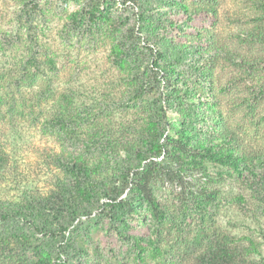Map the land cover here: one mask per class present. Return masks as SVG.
Segmentation results:
<instances>
[{
  "label": "rangeland",
  "instance_id": "rangeland-1",
  "mask_svg": "<svg viewBox=\"0 0 264 264\" xmlns=\"http://www.w3.org/2000/svg\"><path fill=\"white\" fill-rule=\"evenodd\" d=\"M200 1L141 0L140 18L123 0H0V100L9 76L41 73L30 113L0 106V264H264V0H211L216 18L193 14ZM186 134L196 150L231 138L248 160L158 178L152 213L129 169ZM53 190L55 219L11 213ZM118 194L138 212L110 207Z\"/></svg>",
  "mask_w": 264,
  "mask_h": 264
},
{
  "label": "trees",
  "instance_id": "trees-1",
  "mask_svg": "<svg viewBox=\"0 0 264 264\" xmlns=\"http://www.w3.org/2000/svg\"><path fill=\"white\" fill-rule=\"evenodd\" d=\"M124 1H129V3H132L135 8H138L137 11H139V9H142V5L140 2L141 0H123V2ZM212 2L213 4H211ZM212 2L211 0L200 1V3L196 2L195 7L199 10H195L193 14L199 15L201 17H206L208 14H210V16L216 18L217 2ZM145 14L146 11L143 10L142 13H138L137 15L140 18H143L145 17ZM183 15L186 16V20H184L185 22H187L190 15H188L186 11H183ZM185 39H189L188 35H185ZM154 47L155 45H152V47L149 48L150 52H153L154 50V53H156V49ZM156 55H158V57L151 55V64L153 66H157V59L159 58V54L156 53ZM48 63L50 65V69L53 70V74L55 76H59L61 68L53 60H48ZM6 81L8 83V92H6L5 95H3V98L0 100V106H7V108L10 109V114L8 113L10 117H15L18 113H21L22 115L28 112L30 113L32 111V107H29V104L27 105L28 99H26V96L28 95L29 91H33L34 88L40 87L39 83L41 81V73L39 66L34 65L33 69L24 67L19 74H17L16 76L15 74L9 76L8 78H6ZM27 89L29 90L28 93ZM15 93L19 94V96L17 97H21V100L15 99ZM62 97L65 96L62 94L60 98ZM43 100H45V98H43ZM65 102H68V100H65L64 98H62V100L57 99L50 106L56 107V109L60 111L63 108L62 103ZM155 102H158L156 108H159V110L162 111V107L160 106L161 99L157 98ZM58 111L52 113L53 115L56 114L55 118H52L56 119V124L59 125L58 128H62L64 125L62 124L60 116H58ZM39 116H41V112L37 115V117ZM162 134L163 131H160L159 137H161ZM165 139L166 141H164L163 143H159L158 138L156 141H154V145L157 149V154H140L137 157V160L140 162L144 161L143 165L132 166L129 169L132 170V172L128 170L129 173L131 172L130 175L133 176L131 184L133 185L132 191H134V193H132L136 197H138L137 199L139 203H144L149 209H151L152 213H155L157 211L158 204L151 193V187L153 182H155V180H157L158 178H167L168 176V179L170 181H177V183L182 186V178L178 177L181 176L179 175V169H187V165L194 170L205 169L204 161L212 159L221 164H231L235 167H240L244 162L248 160V154L241 150V144L231 143L233 142V139L231 138H222L219 147L215 145L206 146V148H204L202 146L198 150H196V148L191 145L189 134H186L184 140L177 138L174 139L170 137H165ZM222 144H224L225 146H222ZM5 158L6 156L0 150V166L6 164ZM60 162H62V160H60ZM73 164H75V162H73ZM61 194V191L53 190L52 192H50V194H48L47 197L35 198L33 202L29 203L26 207L21 208L20 206H18L17 209H11V213L18 216V218L21 217L24 219V215L26 217L35 215V217L37 218H42L43 215H52L55 219L57 217V212H62V209H59L60 206L57 205L58 201H61ZM119 195L120 194L109 200L110 207L123 209V206H128V211H125V213L138 212L136 211V208H134V205L130 203V200L131 198H133V196L130 195L128 199L120 198L117 200ZM62 196H64V194H62ZM204 196H206L207 199L211 201L210 203H213V199L216 198L214 192L211 190L208 191V189H205ZM210 207H212V205H210ZM30 224L34 225L35 227L38 226L37 222L33 220V218L32 220H30ZM134 238L139 241L137 237ZM4 243V239L0 240V249L3 248ZM151 243L152 242H149L147 244V248L152 245ZM157 247V245L154 246V253L158 254L159 252L157 250L159 249ZM11 255L10 253H8L2 257L4 258V264L18 263L17 259H13L16 258V255H13V258ZM163 264H165V262Z\"/></svg>",
  "mask_w": 264,
  "mask_h": 264
}]
</instances>
